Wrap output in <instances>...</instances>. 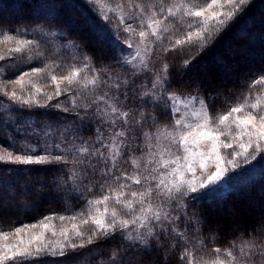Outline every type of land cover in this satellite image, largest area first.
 Here are the masks:
<instances>
[{
    "label": "snow or ice",
    "instance_id": "1",
    "mask_svg": "<svg viewBox=\"0 0 264 264\" xmlns=\"http://www.w3.org/2000/svg\"><path fill=\"white\" fill-rule=\"evenodd\" d=\"M89 2L109 22L108 12L118 13L116 27L128 34L124 43L131 51L116 64L126 68L127 74L109 70L115 64L96 67L92 57L84 54L80 66L73 64L67 74H52L45 64L22 71L14 79H0V96L22 111L51 106L79 117L81 109L85 114L92 110L95 120L93 135L87 139L67 120L33 122L27 130L36 137L35 144L26 143L15 152L0 147V162L63 166L58 171L64 173L62 182L71 192L83 196V192L98 190L101 195L85 198L84 208L71 216L44 217L38 222L43 230L27 242L0 244V264H37L45 256L66 257L117 235L128 251L139 248L164 253L161 264L175 254L177 240L183 241L178 264H264V223L246 234L241 232L228 248L206 250L200 238L206 220L190 214L186 202L194 198L191 194L223 182L231 170L264 157V73L253 77L242 101L226 104L222 113L213 116L210 103L214 98L202 95L198 85L191 90L174 85L169 64L161 61L157 65L152 48L155 43L164 53L186 52L183 65L187 68L245 14L252 0H175L167 4L165 0L158 4L122 0L114 6L106 0ZM178 15L181 28L174 29L170 18ZM0 44L12 45L0 51V60L39 48V41L7 32H0ZM3 73L0 67V75ZM44 73L55 84L54 92L42 93L33 79H25L40 78ZM79 84L91 86L86 103L72 92L71 86ZM66 93H72L67 103L57 99ZM41 95L46 101L43 104ZM54 99L57 102L50 105ZM136 99L138 104L132 102ZM147 106L152 110L147 111ZM161 112L170 118L169 123H161ZM129 162L131 171L123 167ZM197 170L207 178H196ZM56 219L63 225L59 233L52 225ZM38 225L9 232L0 229V239L18 237ZM46 232L56 239L48 238ZM125 260L114 250L107 264H125Z\"/></svg>",
    "mask_w": 264,
    "mask_h": 264
},
{
    "label": "trees",
    "instance_id": "2",
    "mask_svg": "<svg viewBox=\"0 0 264 264\" xmlns=\"http://www.w3.org/2000/svg\"><path fill=\"white\" fill-rule=\"evenodd\" d=\"M120 2L122 0H106L111 6ZM141 2L158 4L159 0ZM171 2L175 0H165L166 4ZM108 14L113 17V13ZM178 19L170 18L174 29L181 28ZM0 32L19 34L20 39L39 41L37 50L16 53L7 60H1L0 67H3L4 73L0 79H14L22 71L33 67L43 68L45 64L50 65L52 74H67L73 64L80 66L84 54L92 57L96 67L115 64V68L110 67L109 70L127 74L126 68L116 64L120 57L117 48L118 44L121 45L119 35L111 22L101 18L89 0H0ZM150 39L154 40L153 37ZM152 48L153 60L157 65L161 61L169 64L174 85H180L181 90H191L198 85L202 95L214 98V102L210 103V114L215 116L225 110L226 104L235 105L242 101L253 77L264 73V0H252L245 14L208 49L196 55L187 68L183 65L186 52L182 54L177 49L164 53L158 50L155 43ZM37 52L43 55H37ZM57 64L60 67H55ZM87 71L91 76V70ZM83 76L84 72H81V78ZM71 87L72 92L79 93V98L86 103L91 86L85 88L79 84ZM71 94L66 93L57 99L67 103ZM39 99L41 104L46 102L44 97ZM57 99L49 102L50 105H54ZM132 102L138 104L139 100ZM0 105H3L0 106V147L9 151L15 152L26 143L35 144L36 137L27 130V126L33 122L67 120L81 130L85 139L93 135L95 120L92 110L85 114L81 109L79 117L51 106H33L31 111H22L3 96H0ZM146 110L152 109L147 106ZM159 115L162 124L170 122L164 113ZM62 167L0 162V229L9 232L23 225H38L44 217L71 216L84 208L85 198L101 195L98 190L94 193L83 192V188L80 189L83 196L71 192L70 186L62 182L64 173L58 171ZM123 167L132 170L130 162ZM245 174L247 178L236 187L228 183V186L219 187L207 196L202 193L191 194L194 198L186 201L190 214L202 216L206 220L200 237L206 250L213 247L228 248L241 232L246 234L248 230L264 223V157L247 166ZM52 225L55 230L63 226L58 219ZM188 235L193 234L189 232ZM125 243L117 235L110 240L69 252L66 257L45 256L37 264H107L108 256L114 250L126 257L125 264H161L164 253L156 249L148 252L139 248L128 251L123 247ZM176 243L178 247L167 264H178L177 257L182 250L179 244L183 241L177 240Z\"/></svg>",
    "mask_w": 264,
    "mask_h": 264
},
{
    "label": "rangeland",
    "instance_id": "3",
    "mask_svg": "<svg viewBox=\"0 0 264 264\" xmlns=\"http://www.w3.org/2000/svg\"><path fill=\"white\" fill-rule=\"evenodd\" d=\"M110 13H112V12H110ZM108 15L110 16V14H108ZM117 15H118V13H113V17H112V21H111V26L113 27V29L116 30L117 35H119L118 37L121 40V45L118 44V46H117L118 53L121 56L123 54H127L128 52H130L131 49H128L127 46L124 43V39H125V37L128 34L127 33H123L122 31H119L117 29V27H116V25L118 23ZM176 18H179V15ZM136 39L138 40L139 38L137 37ZM7 47H12V45H7L6 46L4 44H0V51L5 50ZM15 54L16 53H13L10 56H6L5 59L7 60L8 58L13 57ZM25 79H33L34 82H35L36 87H39L41 89V92L42 93H45V92H47V93L54 92L55 84L50 80L49 73L42 74L40 78H37V77H34V76H29V77H25ZM29 89H31V86H29ZM40 97H43V96L41 95ZM251 164L243 165L239 169L231 170L228 173L227 178L223 182L219 183L215 187H211L209 189L203 190L202 191V194L204 196H207L209 192L218 190L219 187L221 188L222 186H228V183L230 184L231 187L232 186L236 187L239 183L243 182L247 178L245 172H246L247 166H251ZM211 170H213V169H210V171ZM253 170L256 171V169H253ZM250 174H251V176L254 175V174H252V170L250 171ZM196 178H198L201 181H203L207 177L200 175L199 170H197ZM199 194H201V193H199ZM42 230L43 229L40 226L39 227H36L34 229H29V230H26L25 232L20 233V235L18 237L15 236V235H11V236H9L6 239H0V244H7V245L18 244L20 240H23V241L27 242L31 238V236L33 234H38ZM56 231H57V233H59V230H56ZM46 236L48 238H50V239H53V240L56 239L55 237H51V233L50 232H46Z\"/></svg>",
    "mask_w": 264,
    "mask_h": 264
}]
</instances>
